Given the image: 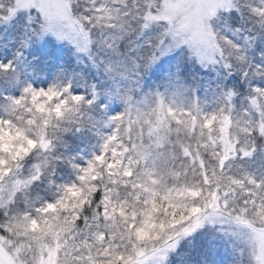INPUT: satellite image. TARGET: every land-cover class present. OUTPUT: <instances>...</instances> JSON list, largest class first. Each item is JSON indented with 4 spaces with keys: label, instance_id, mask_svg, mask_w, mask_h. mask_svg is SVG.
Returning <instances> with one entry per match:
<instances>
[{
    "label": "snow or ice",
    "instance_id": "1",
    "mask_svg": "<svg viewBox=\"0 0 264 264\" xmlns=\"http://www.w3.org/2000/svg\"><path fill=\"white\" fill-rule=\"evenodd\" d=\"M0 29V264H264V0H0Z\"/></svg>",
    "mask_w": 264,
    "mask_h": 264
},
{
    "label": "trees",
    "instance_id": "2",
    "mask_svg": "<svg viewBox=\"0 0 264 264\" xmlns=\"http://www.w3.org/2000/svg\"><path fill=\"white\" fill-rule=\"evenodd\" d=\"M2 31H3V29H0V32H2ZM16 34L17 33H16L15 29H10L8 32L9 36H15ZM6 39H7V37H6ZM51 43H52V41H51V39H49L48 41H46V43L43 46H40V47L33 46V48L30 49L29 53H28L30 59L33 55H39L40 56L41 59H40V62H38V69L42 72L47 70V69H45L44 64H43V60L45 57V48H47L48 45Z\"/></svg>",
    "mask_w": 264,
    "mask_h": 264
}]
</instances>
